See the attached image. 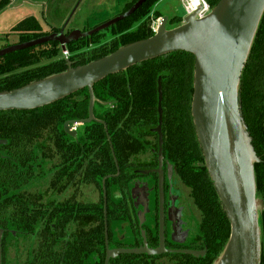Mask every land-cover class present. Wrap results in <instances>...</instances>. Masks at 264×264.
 <instances>
[{
  "label": "flooded vegetation",
  "instance_id": "1",
  "mask_svg": "<svg viewBox=\"0 0 264 264\" xmlns=\"http://www.w3.org/2000/svg\"><path fill=\"white\" fill-rule=\"evenodd\" d=\"M260 91L264 95V88ZM156 95L157 123L116 152L106 123L90 122L103 126L112 162V168L111 162L105 164L108 172L100 180L94 156L84 148L66 143L36 149L0 139V264L208 263L223 241V220L207 197L198 199L186 183L199 170L190 174L169 156L163 111L160 134L147 131L158 127V87ZM257 101L249 134L257 164L264 165V99ZM78 121L63 124L70 142H77L85 124L69 125L74 136L65 124Z\"/></svg>",
  "mask_w": 264,
  "mask_h": 264
},
{
  "label": "trees",
  "instance_id": "2",
  "mask_svg": "<svg viewBox=\"0 0 264 264\" xmlns=\"http://www.w3.org/2000/svg\"><path fill=\"white\" fill-rule=\"evenodd\" d=\"M137 1L132 0L128 3L119 15L128 11ZM159 1L147 0L128 18L101 32L68 44L66 51L70 54L69 61L74 63V67L82 66L113 53L121 46L152 37L153 33L150 29L152 21L162 17L160 12L154 11ZM206 1L210 8L215 7L219 2V0ZM7 2L3 0L2 5ZM181 23L182 16L173 17L170 19L169 28ZM90 30L92 28L88 27L82 32ZM14 31L21 34V43L59 32L57 29H52L50 33H43L34 18L25 19L14 28ZM60 51L58 43L49 42L0 57V92L12 91L32 81L65 71L66 61L59 57ZM193 68L192 55L174 52L110 75L93 87L94 117L106 123L116 152L122 147L123 142L133 141L135 135H139L145 127L157 123L156 93L157 87L161 88L163 132L169 156L174 157L178 164L187 167L190 174L193 169L199 170L193 173L186 183L193 189L192 193L198 199L201 198L200 195H205L211 204V210L213 211V208L217 210L223 220L221 222L225 227L223 241L212 251L207 263L213 264L228 240L230 228L204 167L195 137L190 114ZM260 88H264V14L239 87L242 116L248 132L255 120L252 117L255 103H261L257 100L264 99ZM88 101V90L84 88L36 110L0 112V139H7L9 146L36 149L45 146L64 148L67 147L66 143L71 147L84 148L85 154L94 156L96 177L100 180L108 172V165L111 162L103 126L98 123L81 126L78 129L77 142H70L69 137L63 134L64 122L87 118ZM258 114H263L259 108ZM43 132L52 135H38ZM107 163L109 164L106 166ZM254 173L257 197L263 201L264 207V165L256 164ZM260 229L261 264H264V208L260 218Z\"/></svg>",
  "mask_w": 264,
  "mask_h": 264
},
{
  "label": "water",
  "instance_id": "3",
  "mask_svg": "<svg viewBox=\"0 0 264 264\" xmlns=\"http://www.w3.org/2000/svg\"><path fill=\"white\" fill-rule=\"evenodd\" d=\"M145 1L138 0L125 13L90 31L72 30L66 35L62 28L57 33L1 50L0 57L49 42L58 43L61 51H65L68 44L128 18ZM263 14L264 0H219L205 17L197 18L196 13L187 15L173 28H169V17L162 16L153 36L148 39L121 46L113 53L82 66L74 67V63L67 60V69L61 73L12 91L0 92V112L39 109L86 88L89 94L88 118L65 124L66 133L74 136L69 132V125L95 121V84L110 75L170 53L192 55V124L204 167L230 225L228 240L213 264H261L260 218L264 207L263 201L257 197L254 173V166L260 160L242 116L239 87ZM161 123V88L158 87V127L147 131L160 134ZM2 144L4 142L0 141ZM144 251L149 254L160 252Z\"/></svg>",
  "mask_w": 264,
  "mask_h": 264
},
{
  "label": "rangeland",
  "instance_id": "4",
  "mask_svg": "<svg viewBox=\"0 0 264 264\" xmlns=\"http://www.w3.org/2000/svg\"><path fill=\"white\" fill-rule=\"evenodd\" d=\"M2 1L0 51L21 44V34L15 32L14 28L25 19H36L43 33L62 28L65 33L81 31L85 27L93 29L118 16L132 0H6L5 5H2ZM154 11L169 19L184 14L181 0H160ZM61 52L59 57H62Z\"/></svg>",
  "mask_w": 264,
  "mask_h": 264
},
{
  "label": "built area",
  "instance_id": "5",
  "mask_svg": "<svg viewBox=\"0 0 264 264\" xmlns=\"http://www.w3.org/2000/svg\"><path fill=\"white\" fill-rule=\"evenodd\" d=\"M182 5H183V12L184 14L182 15V20L185 16L191 15L196 13L197 18H203L206 15L209 14L212 8H210L209 4L207 3L206 0H181ZM159 24V20L156 22H153L151 25V31L154 33L156 31V27ZM62 57L65 60H69L70 54L68 51H62Z\"/></svg>",
  "mask_w": 264,
  "mask_h": 264
},
{
  "label": "crops",
  "instance_id": "6",
  "mask_svg": "<svg viewBox=\"0 0 264 264\" xmlns=\"http://www.w3.org/2000/svg\"><path fill=\"white\" fill-rule=\"evenodd\" d=\"M13 1H14V0H13ZM85 22H86V21H85ZM85 22L82 24L83 26H84ZM83 28H84V27H83ZM86 28H88V27H85L84 29H86ZM84 29H83V30H84ZM81 31H82V30H81Z\"/></svg>",
  "mask_w": 264,
  "mask_h": 264
}]
</instances>
